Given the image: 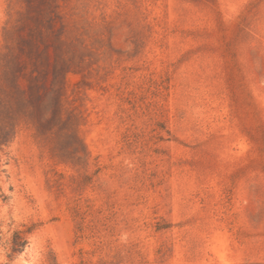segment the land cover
<instances>
[{"label": "rangeland", "instance_id": "rangeland-1", "mask_svg": "<svg viewBox=\"0 0 264 264\" xmlns=\"http://www.w3.org/2000/svg\"><path fill=\"white\" fill-rule=\"evenodd\" d=\"M14 80L0 264H264V0H0Z\"/></svg>", "mask_w": 264, "mask_h": 264}, {"label": "trees", "instance_id": "trees-1", "mask_svg": "<svg viewBox=\"0 0 264 264\" xmlns=\"http://www.w3.org/2000/svg\"><path fill=\"white\" fill-rule=\"evenodd\" d=\"M38 76H40L39 78H41L42 85L44 86V98H42V101L43 99H44V102L46 100V104H47L49 96L47 97L46 95H47V92H48V95L51 92L50 88L47 87V84H48L49 78L51 81L52 77H50V74L47 71L38 73ZM23 93H24V90L21 89L20 85L17 83L16 80H14V82L12 81L8 82V90H6V99L8 100L6 102V106H4V109L2 108L3 111L1 112L0 110V129L2 128V131L4 133L5 132L8 133L12 129L11 127H13L14 123L17 121L19 110H21L20 108L23 105H25V103H28V100H26V97ZM52 105H53V110L51 111V116H50L53 120L52 122L62 123L63 121H62V118L60 117L59 102L55 100ZM34 119L35 118H33L32 116V121H35ZM37 121H38L39 127L41 126V123H42V127H44L43 121H41V119ZM18 236H19V233H16L14 235V238L12 240V245H11V252L20 251V249L25 244L24 240H22L21 238H18Z\"/></svg>", "mask_w": 264, "mask_h": 264}]
</instances>
